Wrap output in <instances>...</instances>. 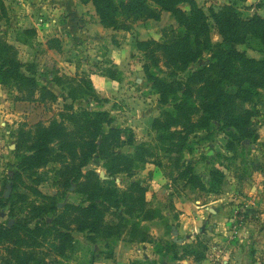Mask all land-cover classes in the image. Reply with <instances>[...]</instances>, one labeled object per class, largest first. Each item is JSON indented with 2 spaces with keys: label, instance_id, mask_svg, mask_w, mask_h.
I'll list each match as a JSON object with an SVG mask.
<instances>
[{
  "label": "rangeland",
  "instance_id": "1",
  "mask_svg": "<svg viewBox=\"0 0 264 264\" xmlns=\"http://www.w3.org/2000/svg\"><path fill=\"white\" fill-rule=\"evenodd\" d=\"M9 1L13 13L28 10L26 17L37 19L36 21L44 17L55 18L60 24L53 34H37V38L28 37L22 31L25 25L19 15L16 16L18 21L11 24L9 15L4 17L0 11V36L6 37V40L17 48L20 61L37 66V80L57 96V101H19L17 98L22 95L14 87L6 88L0 85V225L10 222L13 225L15 221L28 220L35 215L34 206L40 204H57V216L67 205L88 206L82 196L76 193L75 185L67 193L58 187L57 164L40 169L32 178L29 177L31 174L22 173L24 183L14 180L15 175L19 173V162L16 158L19 144L17 138L22 128L28 131L37 124L47 126L53 120L62 121L61 113H68L66 107L72 106L75 112H108L114 120L112 126L124 131L132 130L137 144H154V119L159 118L163 111L172 110L170 105H160L159 97L154 95L152 84L147 81L143 72L145 61L141 52L134 48L126 49V59L117 66L109 59L108 52L111 50L105 51L107 46L104 42L100 41L95 45L88 40L75 39L69 30L64 33L61 29L63 24H73L74 27V22L67 20L66 10L62 9L66 4L64 0ZM115 1L118 4L123 0ZM197 2L207 14L210 8L219 10L225 5L235 3L243 18L249 19L255 15L264 18V0ZM21 5L26 8H21ZM182 8L189 13L188 5ZM135 25L132 36L136 34V40L146 41L160 42L163 40L164 31L178 29L173 16L168 13L164 14L159 22ZM60 38L64 42V50L62 47L61 52L50 50L48 41L57 39L61 42ZM108 41L111 42L112 37H109ZM25 42L32 47L24 46ZM212 42H222L217 29L214 28ZM237 50L250 59H264V47L259 40L249 39L244 45L238 46ZM210 59L211 55L206 53L203 59L193 66V70L206 66ZM92 72L107 78L115 74L119 85H114V88L110 86L108 94L97 95L99 101H96L83 83L91 77ZM56 76H68L76 80V83L64 80L57 84L54 81ZM72 89L77 92L78 98L75 101L68 97ZM238 105L241 111L252 113L250 128L256 134V139L239 142L228 135L231 129H226L222 123L212 122L209 130L199 131L191 137L190 150L186 151L183 157L184 165H193L195 174L201 177L208 187L209 177L214 169L224 174L220 194L223 200L220 206L226 208V211L220 224L210 222L212 214L206 209L207 204L219 195L185 186V181L180 179L179 172L173 167L169 156L159 153L163 168H159L150 160L133 178L118 175L114 179L108 176L104 162L95 156L84 172L95 171L104 181L114 180L122 190L135 181H140L148 187L146 198L149 206L160 213L156 220L141 223V230L147 233L148 237L145 243L151 244L150 257L146 254L148 251L139 245L141 242L131 243L125 234L119 241L100 239L92 243L88 240L87 233H75L73 248L59 261L62 264H264V89L258 90V95L252 100L239 102ZM109 129L110 127H105L106 132H109ZM230 145L232 148L228 149ZM121 152L133 154L135 147L126 145L121 148ZM15 186L18 187L17 190L14 189ZM35 191L46 198H54V202H45L36 196ZM196 201L200 202V207L204 205L201 210L198 209ZM184 204L187 207L182 212ZM188 204L193 207L191 210ZM198 210L203 213L197 214ZM182 214L189 217L203 216L204 224L198 227L190 225L189 222L188 229L191 231L181 234L179 230L188 222L181 219ZM52 218L55 217L49 220ZM112 218L116 219L109 216V220ZM33 222L32 226L36 224ZM4 253V248L0 246V264ZM38 253L40 260L46 255L45 263L52 264V255L46 246L38 249Z\"/></svg>",
  "mask_w": 264,
  "mask_h": 264
},
{
  "label": "trees",
  "instance_id": "2",
  "mask_svg": "<svg viewBox=\"0 0 264 264\" xmlns=\"http://www.w3.org/2000/svg\"><path fill=\"white\" fill-rule=\"evenodd\" d=\"M79 1L84 5L92 4L100 24L114 31L130 32L132 24L137 22H159L163 13L173 16L178 29L164 31L160 42L150 40L136 44L144 55L143 72L152 84L153 93L159 97L160 105H170L172 110L163 111L154 119V144H137L132 130L112 126L114 120L108 112H75L72 106L66 107L68 113H61L62 121L53 120L47 126L37 124L28 131L22 128L17 138L19 173L14 180L24 183L22 173H29L32 178L40 169L57 164L58 187L67 193L75 185L76 193L88 206L67 205L57 216V204H40L34 206L35 215L28 220L15 221L11 227L9 223L0 225V246L5 251L1 264H46V255L40 260L38 253V249L45 246L52 255L51 263L62 264L59 260L73 248L75 233H87L92 243L100 239L119 241L124 234L131 243L147 242L141 223L160 217V213L149 206L148 187L135 181L122 190L114 180L104 181L92 170L84 172L95 156L104 162L108 176L114 179L118 175L133 178L150 160L163 168L159 155L163 153L169 156L185 186L220 195L224 178L220 170L212 171L208 187L195 174L193 165H184L183 157L190 150L191 137L209 130L212 122H218L231 129L228 135L239 142L257 138L250 128L252 113L241 111L238 103L252 100L258 90L264 89V59H250L239 53L237 47L249 39L259 40L264 47V18L258 15L243 18L235 3L219 10L210 8L207 14L195 0H123L118 4L115 0ZM184 5L189 6V13L182 8ZM0 11L7 17L2 0ZM213 28L222 38L219 44L212 42ZM24 34L36 36L32 30ZM47 44L50 50L62 51L57 39ZM206 53L211 55L209 64L193 70ZM36 70V65L22 63L17 48L0 36V85L14 87L22 95L17 98L19 101L55 103L57 96L40 84ZM109 78L116 80L115 74ZM64 80L76 83L68 76L54 78L57 84ZM83 83L90 96L99 101L92 81L88 79ZM76 93L72 89L68 97L75 101ZM105 127H110L109 132ZM126 145L135 147V152L122 153L121 148ZM35 193L45 202L55 200L38 191ZM109 216L117 220H109ZM51 217L55 218L50 221ZM33 221L36 224L32 226Z\"/></svg>",
  "mask_w": 264,
  "mask_h": 264
},
{
  "label": "crops",
  "instance_id": "3",
  "mask_svg": "<svg viewBox=\"0 0 264 264\" xmlns=\"http://www.w3.org/2000/svg\"><path fill=\"white\" fill-rule=\"evenodd\" d=\"M2 1H3L5 8L7 10V14L10 17V20H11L10 23L11 24L13 21H15V22L18 21L16 16L19 15V18L20 19L22 18L21 22L23 25H25V28H23L22 31L32 30V31L36 32V35L42 34L43 36H45V35L47 36V35H49V33L53 34L52 32H56L57 28L59 29L60 24H59L58 20H56L55 18L46 19L44 17V19H40V21L39 20L36 21L37 19H33L31 17L25 16V15H28V10L20 11V13H19V11L16 13H13L11 11L12 7H10L11 1H9V0H2ZM64 1L66 2V4L63 5L64 7L62 9L66 10V16L68 18L67 20L68 21L71 20L74 22V27H73V24H71V26L70 25L67 26L66 24H63L61 26V29L64 30V33H66L69 30V31H71L72 35H74L75 39L79 38V39H83L86 41L88 40V41L94 43L95 45L98 44L100 41H101V43L104 42L105 46H107V47H105V51L107 49L111 50V52H108L109 59H111V61H113V63L117 66H119L120 63H123V61L126 59V55L128 53V52H126V49H132L133 50V48H134V50L138 51V49L136 47L137 42L138 41H146V40H136L135 39L136 34L134 36H132V34L135 31L134 27L136 28L135 24L138 23V24L143 25V24L149 23L151 21L137 22V23L132 24V29L130 32L114 31L112 29H106L100 24L99 19L95 13V10H94V7L92 4L84 5L79 0H64ZM195 1L197 2V0H195ZM211 3H214V1H211ZM21 8H26V6L21 5ZM55 11H54V15H56ZM164 14H166V13H163L162 17ZM91 17H93V18H91ZM41 22L43 24H40ZM152 22H154V21H152ZM37 37L38 36H36V38ZM109 37H112L111 42H109V41L107 42V39H109ZM43 42L45 43V41H43ZM108 43H110V45H112V46L110 47V45H108ZM23 45L26 47H32V45H26V44H23ZM61 46H62V48L64 47V42L62 39H61ZM114 48H117V50H113ZM63 50H64V48H63ZM132 53H134V52H132ZM22 63L27 64L28 62L22 61ZM89 79L93 83L96 94L97 95L100 94L101 96H103L104 94H108L110 92V89L115 87L114 85H119V83H118L119 80L109 79V78L105 77L104 75L95 74L94 72L91 73V77ZM109 80H110V82H107ZM110 86H111V88L109 89ZM220 196L221 195L216 196V198H214L213 200H211L207 204L206 209H207V211H209L210 214H212V218L210 221L211 223L217 222L220 224L222 222L221 219L222 220L224 219V217H222V216H223L224 211H226V208H222V206H220V203L223 200ZM195 203L198 204V206H199L198 209L204 207V205L200 207V205H199L200 202H198V201H196ZM186 207H187V205L184 204V210H181V211L184 212L186 210ZM188 208L191 210L193 207L188 204ZM196 213L200 215L201 213H203V211L198 210V212H196ZM180 217L184 221H188L187 223H184V221H183L184 224L182 225V229L179 230V232L181 234L184 233V231L185 232L191 231V229H188L190 227L189 222H190V225H196L198 227H200V224H202V223L204 224V222L202 221L203 216L202 217L201 216L200 217H189L187 214H184V215L182 214V215H180ZM197 230H200V228L199 229L197 228ZM134 244H137V243H134ZM139 245L140 246L142 245V248L149 252V253L146 252V254L148 255V257H150L149 254H150V245L151 244L139 243ZM188 263H190V261Z\"/></svg>",
  "mask_w": 264,
  "mask_h": 264
},
{
  "label": "water",
  "instance_id": "4",
  "mask_svg": "<svg viewBox=\"0 0 264 264\" xmlns=\"http://www.w3.org/2000/svg\"><path fill=\"white\" fill-rule=\"evenodd\" d=\"M9 226H10V227L12 226V222L9 223Z\"/></svg>",
  "mask_w": 264,
  "mask_h": 264
}]
</instances>
